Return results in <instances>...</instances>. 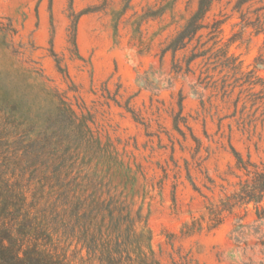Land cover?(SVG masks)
Segmentation results:
<instances>
[{"label":"rangeland","instance_id":"rangeland-1","mask_svg":"<svg viewBox=\"0 0 264 264\" xmlns=\"http://www.w3.org/2000/svg\"><path fill=\"white\" fill-rule=\"evenodd\" d=\"M239 1H213L204 22L223 21L221 32L202 31L199 44L216 42L213 51L226 48L243 71L264 78V35L256 31L264 28V0L237 8ZM197 4L0 0V118L29 144L56 128L53 115L39 121L54 112L52 100L83 117L99 143L96 158L130 169L113 167L109 176L146 217L159 264H264V198L257 208L223 212L212 227L207 209L246 178L231 147L264 164V104L244 106L237 89L224 93L222 74L202 59L185 72L188 50L162 52ZM59 129L71 147L84 146L88 134Z\"/></svg>","mask_w":264,"mask_h":264},{"label":"trees","instance_id":"trees-1","mask_svg":"<svg viewBox=\"0 0 264 264\" xmlns=\"http://www.w3.org/2000/svg\"><path fill=\"white\" fill-rule=\"evenodd\" d=\"M213 1L198 0L195 12L162 52L188 50L185 72L191 71L192 62L202 59L222 74L224 93L237 89L236 101L244 106L264 104V78L254 69L243 71L226 48L213 51L216 42L205 49L199 44L202 31L221 32L223 21L204 22ZM246 1L240 0L237 8ZM256 31L264 35L261 24ZM172 69L179 72L182 65L174 62ZM52 101L54 112L39 121L42 127L53 115L56 128L49 135L45 128L29 144L19 137L18 129L11 130L0 118V264H159L150 246L146 217L140 209L134 211L131 198L109 176L113 167L130 169L120 161L96 158L99 143L85 119L62 100ZM62 117L68 122L60 124ZM62 125L85 137L88 134L82 148L78 142L71 147L69 136L59 129ZM64 143L70 149L60 150ZM231 150L246 178L235 192L207 208L211 227L221 223L223 212L231 214L235 207L250 203L257 208L264 198V164L243 160L238 151ZM263 218L258 214V219Z\"/></svg>","mask_w":264,"mask_h":264}]
</instances>
